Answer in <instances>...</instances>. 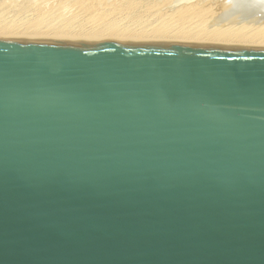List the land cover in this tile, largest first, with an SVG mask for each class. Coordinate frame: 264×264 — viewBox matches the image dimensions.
Here are the masks:
<instances>
[{
	"label": "water",
	"instance_id": "1",
	"mask_svg": "<svg viewBox=\"0 0 264 264\" xmlns=\"http://www.w3.org/2000/svg\"><path fill=\"white\" fill-rule=\"evenodd\" d=\"M0 264H264V50L0 42Z\"/></svg>",
	"mask_w": 264,
	"mask_h": 264
},
{
	"label": "bare ground",
	"instance_id": "2",
	"mask_svg": "<svg viewBox=\"0 0 264 264\" xmlns=\"http://www.w3.org/2000/svg\"><path fill=\"white\" fill-rule=\"evenodd\" d=\"M172 1L156 0L152 6H149V9L146 8L148 13L145 12L146 14L142 16L139 23H127L120 28L105 21H110L115 16L129 15L126 12H132L135 6L139 7L137 6L139 2H131V0H35L32 1L34 2L32 8L24 5L25 3H20L16 5L19 7L18 10H12L14 11L12 15L10 11L8 13L0 11V42L21 40L50 42L71 39L78 42H127V44L128 42L130 44L157 42L177 45L192 44L191 46L210 48L264 50V28L247 26L258 23L256 19L263 18V16L259 17L257 12L262 14L263 10L256 8L257 10L251 9L249 13L246 11L247 18L243 16L244 19H238L240 16L234 14L240 7L239 9L235 7L238 9L235 11L233 6L235 4L242 6L246 0H183L180 3L177 1L179 4L177 6L173 4L169 6ZM257 2L256 0L254 4ZM69 4L75 8V16L72 19H67L66 14H60L61 10L67 8ZM228 6H232L234 10V16L231 17L230 11L233 10L228 9L231 18L236 16L237 20L233 19L236 20L235 22L231 21L230 17L228 18L229 14L226 11ZM223 9L230 23L227 18L221 20L219 16L221 14L214 19V16ZM54 10L55 13L52 14ZM18 12L22 17L17 14ZM50 15L52 19H49ZM211 17L214 21H211L210 26L202 28L201 22L208 21ZM149 19H155L156 25L151 24ZM223 20L227 22L221 23Z\"/></svg>",
	"mask_w": 264,
	"mask_h": 264
},
{
	"label": "rangeland",
	"instance_id": "3",
	"mask_svg": "<svg viewBox=\"0 0 264 264\" xmlns=\"http://www.w3.org/2000/svg\"><path fill=\"white\" fill-rule=\"evenodd\" d=\"M32 1H35V0H32ZM31 0H0V11H3V12H5V11H7V13L10 11V15H12V14H14V11L12 12V10L13 9H15V10H18V8L19 7H17L16 5H19L20 3L22 4V3H25L24 5H26L27 7H30V8H32L33 7V4L32 3H34V2H32ZM139 2V5H137V6H139V7H134V11L132 10V12H126L127 14H129V15H124V16H115L112 20H110V21H105V22H108V23H111V24H113V26H115L116 28H120V27H124V25L125 24H127V23H139V21H141L140 19L141 18H143L144 17V15L146 14V13H148V9H149V6H152L154 3L153 2H156V0H141L142 2H140V1H138V0H131V2ZM177 1L180 3V2H183V0H173L171 3H169V6H172V4L174 5V6H177V5H179L178 3H177ZM185 1V0H184ZM253 1V2H252ZM246 0V2L248 3V4H250V6H248V4L244 1L242 4V6L241 5H234L233 6V9L236 11V10H238L239 8L238 7H240V9L238 10L239 11V13H238V11H236L235 13H234V10L231 8V7H227V9H226V11L228 12V14H229V16H228V18L230 17V15H231V17H233L234 16V14H238L239 16H240V18L238 17V19H241V18H243V16H245L244 18H247V14L251 11V9H256V8H260L259 10H263L262 12V14L261 13H258L257 12V14L259 15V17L262 15L263 16V18H264V9H263V6H264V3H262V2H264V0H257L258 2L257 3H255L254 4V2H256V0ZM260 1H262V2H260ZM16 2V3H15ZM29 2H31V3H29ZM258 3H260V4H258ZM176 4V5H175ZM253 4V5H252ZM257 4H258V6H257ZM262 4V5H261ZM245 5V6H244ZM260 5V6H259ZM32 6V7H31ZM244 6V7H243ZM4 7V8H3ZM8 9H7V8ZM74 6H72V4H69V6L67 7V8H63V10H61V12H60V14H66V16L65 17H67V19H72L74 16H75V8H73ZM144 7V8H143ZM148 7V9H146ZM238 8V9H236V8ZM246 7L248 8V9H246ZM2 8H3V10H2ZM241 8H242V10H241ZM6 9V10H5ZM132 9V8H131ZM225 9H223L222 11H220V12H218L217 14H216V16H214L215 18L214 19H216L217 18V16L219 15V14H221V15H223L224 16V14H225ZM228 9H231V10H233V11H230V10H228ZM65 10V11H64ZM257 10V9H256ZM229 11H230V13H229ZM243 11H245V12H243ZM246 11L248 12L247 14H246ZM146 12V13H145ZM222 12H224V13H222ZM29 14H31V12H28ZM55 13V10L53 11V13L52 14H54ZM234 13V14H233ZM241 13V14H240ZM245 13V15H243ZM16 14V13H15ZM17 14H19V16L20 17H22V15H21V13L20 12H18ZM221 15H219L220 16V18H221V20H222V18L224 19V18H227V13L225 14V16L223 17V16H221ZM24 16H26V15H24ZM143 16V17H142ZM218 16V17H219ZM242 16V17H241ZM50 17L51 18H49V19H52V15H50ZM230 17V20L231 21H236V20H233L234 18H231ZM220 18L218 19L219 21H220ZM227 18V21H229V23H230V20ZM243 18V19H244ZM262 17H260V19L258 18V19H256L257 20V22L258 23H256L255 22V24L253 25V24H250V25H247V26H254V27H259V28H264V22H262L264 19H263ZM139 19V20H138ZM213 19V17H211V19H209L208 21L207 20H204L203 21V23H204V25H203V23L201 22V27L203 28V26H204V28H207V26L209 27L210 26V23H211V21H214V19ZM99 20H101V19H99ZM99 20H97V21H99ZM153 20V21H152ZM154 20L155 19H149V21H151V24H153V25H156V23L157 22H154ZM262 20V21H261ZM206 21V22H205ZM226 20H223V22H221V23H226L225 22ZM233 22V23H234ZM261 24H260V23ZM207 23V24H206ZM232 23V22H231ZM262 23H263V25H262ZM147 24H149V23H147ZM261 25V26H260ZM243 26H246V25H243ZM21 41H24V40H21ZM25 41H34V40H25ZM38 41H42V40H38ZM45 41V40H44ZM45 42H49V41H45ZM50 42H55V41H50ZM56 42H74V43H119V44H127V42H91V41H81V42H78V41H76V40H71V39H69V40H59V41H56ZM129 44H130V42H128ZM132 44H135V45H170V44H168V43H157V42H144V43H132ZM190 45H192V44H190ZM252 48V47H251ZM255 48H257V49H259L258 47H255ZM260 49H262V48H260ZM264 49V48H263Z\"/></svg>",
	"mask_w": 264,
	"mask_h": 264
}]
</instances>
